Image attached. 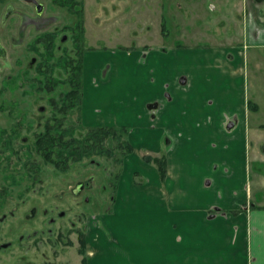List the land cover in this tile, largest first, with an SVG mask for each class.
I'll return each instance as SVG.
<instances>
[{"label":"rangeland","instance_id":"obj_1","mask_svg":"<svg viewBox=\"0 0 264 264\" xmlns=\"http://www.w3.org/2000/svg\"><path fill=\"white\" fill-rule=\"evenodd\" d=\"M37 1L44 6L40 15L33 4L0 0V43L5 50L0 55V192L4 191L0 193V264H82L78 234L84 232L86 239L95 216L97 245L93 247L100 251L89 262L86 246V264H152L146 172L124 175L123 196L118 198L123 165L116 182L83 162L66 172L43 164L37 175L23 165L28 154L40 160L32 134L35 120L50 113L48 95L38 100L37 94L17 83L1 88L2 80L28 68L25 59L33 54L24 52L28 38L76 22L74 15L51 0ZM241 4V0H83L82 45L89 62L87 77L83 73L80 109L114 115L130 130L145 101L160 90L159 74L151 72L159 58L155 53L227 48L226 56L233 54V64L242 66L238 79L245 98L256 105L247 123L264 128V43H252L238 33L240 25L234 19L242 15ZM239 49L241 56L235 54ZM172 58L177 68L180 59ZM10 112L23 123L16 134L8 131L14 124ZM250 138L252 152L264 149V130H252ZM162 145L161 154L170 146ZM249 169L250 201L264 202V190L255 185L256 175H264V165L251 161ZM28 173L38 176V181ZM80 183L88 187L79 191Z\"/></svg>","mask_w":264,"mask_h":264},{"label":"crops","instance_id":"obj_2","mask_svg":"<svg viewBox=\"0 0 264 264\" xmlns=\"http://www.w3.org/2000/svg\"><path fill=\"white\" fill-rule=\"evenodd\" d=\"M241 1L242 15L234 19L240 25L238 33L252 43H264V0ZM228 52L225 48L155 53L159 63L155 59L151 72L159 74L160 90L134 119L128 134L133 152L124 158L116 193L123 196L124 175H149L152 264H264V202L250 201L248 184L249 163L264 165V149L252 152L251 131L264 128L247 123L256 105L245 98L238 79L242 66L234 65V55L226 56ZM172 55L180 59L177 68ZM88 56L85 53L84 78ZM105 114L82 109V120L86 125H126ZM162 142L170 145L164 153L163 180L156 166L142 158L144 153L159 156ZM256 176V188L264 190V175ZM96 218L90 219L86 233L89 262L100 251L93 247Z\"/></svg>","mask_w":264,"mask_h":264},{"label":"trees","instance_id":"obj_3","mask_svg":"<svg viewBox=\"0 0 264 264\" xmlns=\"http://www.w3.org/2000/svg\"><path fill=\"white\" fill-rule=\"evenodd\" d=\"M54 4L63 8L68 14L76 18L75 27L72 29V52L65 51L55 54L53 52V37L45 36L43 59L40 62V92L49 94L48 105L50 113L40 129V140L35 143V153L40 156V169L31 166L33 160L31 154L26 155L23 165L25 169L32 170L36 175L41 171V166L50 165L58 172H66L73 164L83 162V165H92L105 172L106 177L112 176L116 180L122 170L123 159L133 152V146L129 140L130 132L127 126H82L80 112L82 104V78H83V0H51ZM50 32H46L48 35ZM41 56V57H42ZM62 71V78L57 71ZM67 83V87H61ZM11 111V110H10ZM63 115H57V114ZM76 113L75 121L65 119V114ZM79 128L81 132L74 134L73 129ZM69 129V132H64ZM4 133V132H3ZM147 163H153L158 169L160 178L163 180L166 173L165 154L151 156L147 153L142 155ZM36 159V158H35ZM28 177L38 181L37 177ZM41 181V178H40ZM108 186L115 183L107 182ZM4 192V191H1ZM0 192V193H1ZM85 233L78 234L79 252L83 255L81 263L86 264V241Z\"/></svg>","mask_w":264,"mask_h":264},{"label":"flooded vegetation","instance_id":"obj_4","mask_svg":"<svg viewBox=\"0 0 264 264\" xmlns=\"http://www.w3.org/2000/svg\"><path fill=\"white\" fill-rule=\"evenodd\" d=\"M23 2H26L24 0H22ZM37 1V0H36ZM26 3H30L33 4V7L37 13V15L42 14V12L44 11V6L37 1V5H35L32 2H26ZM13 11L9 10L8 13L11 14ZM15 15V13H14ZM72 16V15H70ZM73 27H75V21L73 23H69V24H64L62 25V27H60L59 29L56 30H47V29H43L41 30L39 33L33 35L31 38H28L25 43H24V52L25 53H33L32 55H30V57L25 59V64H27L28 68H24V69H20L18 71H16L14 74H10L9 76H7L6 78H4L2 80V87L1 88H7V86H9V84L11 83H17L18 86H25L27 89H29V91H31V93L33 94H37V98L38 100H40V98H43L45 96H47V102L49 100V94H46L45 92H40V62L43 59L42 53L44 51V39L45 36H51L53 37V45H54V49L53 52L55 54L58 55L59 52H65V51H71L72 52V38L71 36L73 35L72 33V29ZM66 31V33L69 34V36L66 37V34L64 33ZM46 32H50L48 35H45ZM63 33V34H62ZM23 36V35H21ZM70 39V40H69ZM5 52L3 46L0 43V55H2ZM42 56V57H41ZM24 57V56H22ZM84 57H85V52L84 55L82 56V60H83V72H84ZM18 64H21V60H17ZM57 75L60 76L61 79L62 78V71H57ZM83 76V75H82ZM83 80V78H82ZM83 83V81H82ZM67 87V83H63L61 85V87ZM83 87V86H82ZM27 91V90H26ZM83 98V97H82ZM14 102L12 101V104ZM12 108V107H11ZM39 111H41V107H39ZM11 117L12 120H14V124L13 126H11L9 128V133L10 134H16L17 131H22V124L21 120H19L18 118H16V116L10 112L8 113ZM52 113H49L48 115H43L42 117L39 116V119L35 120V124L34 125V129H33V147L35 150V141L38 139L40 140V129L43 128L47 118L49 116H52ZM57 115H63V114H57ZM76 113H67L65 114V119H68L69 122L67 123L66 121H64L65 124L67 125H72L71 122L75 121L76 123ZM64 116V115H63ZM71 121V122H70ZM80 123L82 126H104V125H86L83 120H82V110L80 112ZM25 124V123H24ZM27 126V124H25ZM28 127L24 128L27 130ZM32 132V129L31 131ZM64 132H69V129H64ZM73 132L75 135H77L78 133L81 132V129L79 128H75L73 129ZM24 137H21V140H23ZM27 140V139H26ZM24 141V140H23ZM40 157V156H39ZM31 166L33 167H39L40 169V160L33 158L31 164ZM88 187V183H83V184H79L77 186V190L82 191L83 189H86ZM77 190H74V193H76Z\"/></svg>","mask_w":264,"mask_h":264},{"label":"water","instance_id":"obj_5","mask_svg":"<svg viewBox=\"0 0 264 264\" xmlns=\"http://www.w3.org/2000/svg\"><path fill=\"white\" fill-rule=\"evenodd\" d=\"M24 1H26V2H32V3H34L35 5L38 4L36 0H24Z\"/></svg>","mask_w":264,"mask_h":264}]
</instances>
